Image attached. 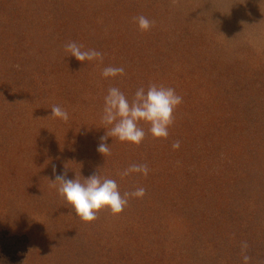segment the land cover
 Instances as JSON below:
<instances>
[{"label": "rangeland", "instance_id": "374dc122", "mask_svg": "<svg viewBox=\"0 0 264 264\" xmlns=\"http://www.w3.org/2000/svg\"><path fill=\"white\" fill-rule=\"evenodd\" d=\"M150 83L183 97L168 138L140 122V145L109 137L103 157L107 90ZM134 163L149 174L121 178ZM96 172L146 195L83 222L50 181ZM243 242L264 264V0H0V264H243Z\"/></svg>", "mask_w": 264, "mask_h": 264}, {"label": "clouds", "instance_id": "9594fccd", "mask_svg": "<svg viewBox=\"0 0 264 264\" xmlns=\"http://www.w3.org/2000/svg\"><path fill=\"white\" fill-rule=\"evenodd\" d=\"M141 32L149 31L154 26V21L144 15L133 18ZM65 51L79 62L98 61L103 63L104 54L96 49L84 50L82 44L69 41L65 44ZM104 78H115L125 75L123 66H106L101 72ZM183 102V97L176 93L172 87L163 84L150 83L147 88L141 86L136 89L131 100L117 87H110L104 96V105L101 123L107 127L104 136L100 137L97 147L98 153L103 157L111 155L110 145L105 143L109 137L116 138L120 142L140 145L146 136L140 122L147 124L148 133L154 139H167L169 128L175 122V110ZM51 116L63 122L69 120L68 111L60 105L51 107ZM181 142L176 140L172 143L173 150H178ZM55 172V168L53 169ZM150 168L147 164H131L119 175L121 178L130 174L147 176ZM50 187L71 206L72 211L83 222H93L98 219L97 213L108 210L113 215H118L132 198H143L146 189L143 186L130 192L121 194L116 180L102 177L96 173L87 178H66L65 174L55 176L50 181ZM248 245L243 242L241 252L243 264H250L251 257L246 254Z\"/></svg>", "mask_w": 264, "mask_h": 264}]
</instances>
